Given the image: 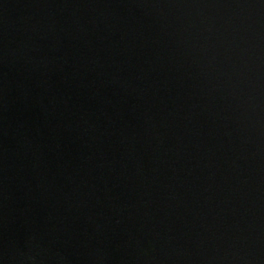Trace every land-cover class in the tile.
Here are the masks:
<instances>
[{
  "label": "water",
  "instance_id": "1",
  "mask_svg": "<svg viewBox=\"0 0 264 264\" xmlns=\"http://www.w3.org/2000/svg\"><path fill=\"white\" fill-rule=\"evenodd\" d=\"M0 264H264V0H0Z\"/></svg>",
  "mask_w": 264,
  "mask_h": 264
}]
</instances>
